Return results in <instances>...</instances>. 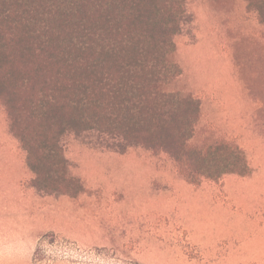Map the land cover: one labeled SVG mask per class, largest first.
<instances>
[{"label":"rangeland","instance_id":"obj_1","mask_svg":"<svg viewBox=\"0 0 264 264\" xmlns=\"http://www.w3.org/2000/svg\"><path fill=\"white\" fill-rule=\"evenodd\" d=\"M174 42L182 73L169 89L200 100L195 142L234 139L251 174L195 187L163 153L68 132L69 171L86 191L35 188L37 232L22 234L35 236L28 264H264V24L245 0H187ZM0 122L17 144L1 105Z\"/></svg>","mask_w":264,"mask_h":264},{"label":"trees","instance_id":"obj_2","mask_svg":"<svg viewBox=\"0 0 264 264\" xmlns=\"http://www.w3.org/2000/svg\"><path fill=\"white\" fill-rule=\"evenodd\" d=\"M264 24V0H245ZM187 0H0V105L31 185L77 198L61 144L96 130L168 156L195 187L249 176L234 139L195 142L200 100L170 90ZM207 132H205L206 134ZM203 137V136H202Z\"/></svg>","mask_w":264,"mask_h":264},{"label":"crops","instance_id":"obj_3","mask_svg":"<svg viewBox=\"0 0 264 264\" xmlns=\"http://www.w3.org/2000/svg\"><path fill=\"white\" fill-rule=\"evenodd\" d=\"M9 143L11 138L0 122V264H28L35 236L29 241L22 234L37 232L38 215L33 213L36 189L23 184L33 178L25 152L18 159L19 143ZM29 204L32 212L26 214Z\"/></svg>","mask_w":264,"mask_h":264}]
</instances>
